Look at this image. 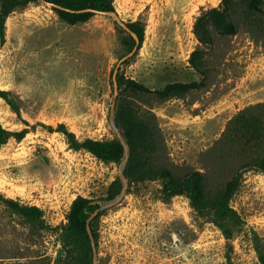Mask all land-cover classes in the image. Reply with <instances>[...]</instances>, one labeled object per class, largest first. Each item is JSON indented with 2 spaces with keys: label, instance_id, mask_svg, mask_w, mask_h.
Masks as SVG:
<instances>
[{
  "label": "rangeland",
  "instance_id": "1",
  "mask_svg": "<svg viewBox=\"0 0 264 264\" xmlns=\"http://www.w3.org/2000/svg\"><path fill=\"white\" fill-rule=\"evenodd\" d=\"M219 2L114 0L123 22L144 26L140 47L120 64L119 75L151 89L205 79L204 86L166 99L120 83L114 115L128 108L151 111L158 131L151 167H167L176 176L199 170L211 195L249 158L234 141H218L230 120L261 104L254 114L264 125V4L252 12L245 0H235L229 7L234 34L218 32L204 17L202 31L212 40L205 44L195 22ZM133 47L109 15L68 24L41 0L7 15L0 39V90L7 93L0 96V123L27 132L0 146V193L41 208L43 216L32 225L0 202V264H61L72 200L81 195L104 202L111 190L119 193V163L68 148L63 135L46 125L65 123L79 139L114 138L110 72ZM195 49H204L196 67L190 62ZM163 182L128 183L123 198L94 218L96 264H262L264 172L242 173L229 200L235 212L225 222L229 236L215 211L197 212L186 194L166 196Z\"/></svg>",
  "mask_w": 264,
  "mask_h": 264
},
{
  "label": "trees",
  "instance_id": "2",
  "mask_svg": "<svg viewBox=\"0 0 264 264\" xmlns=\"http://www.w3.org/2000/svg\"><path fill=\"white\" fill-rule=\"evenodd\" d=\"M37 0H0V39L4 35V23L10 11L25 6L28 2ZM52 3L53 10L58 16L68 24L85 22L96 11H115L114 0H44ZM235 0H220L219 5L209 8L203 15L199 16L195 22L194 32L198 39L205 44L211 43V36L207 31H202L201 20L206 17L215 29L222 34H234L235 24L229 15V7ZM247 8L252 12H261L264 0H245ZM131 32H134L137 39V48L140 47L144 26L142 22L135 20L125 22ZM133 45L136 44L134 37L128 32ZM130 52V51H129ZM204 52V49H195L190 56L191 64L196 67V59ZM128 53V52H127ZM125 55V54H124ZM123 56V55H122ZM128 61V60H127ZM126 61V62H127ZM112 72L110 75L112 77ZM117 84L125 83L126 88L141 93H153L161 99L180 96L189 90L197 89L205 85L204 76L200 81H172L163 87L151 89L146 85L134 80L125 79L117 73ZM6 91L0 90V96L6 97ZM255 107L251 106L239 111L228 123L219 142L234 141L244 153L249 154V158L244 160L239 168L234 172L225 185L213 195L209 194L204 176L199 170H192L184 176H176L167 167L154 168L150 165V155L155 151L157 145L158 131L154 122V115L151 111L140 112L137 109H121L115 115L118 127L123 128V136L129 146L128 160L124 169V174L128 183L134 180L163 179L162 191L168 197L186 194L190 200L191 207L199 213L215 211L217 213L216 223L223 228L229 236L226 221L235 219V212L229 207V200L239 186L242 173L248 170L264 172V151L254 155L264 147V125L262 119L254 114ZM49 131H56L63 135L68 148L89 152L95 158L103 162L119 163L123 155V146L115 136L110 140H99L90 137L79 139L75 133L66 126L65 123H58L56 127L46 125ZM27 132V128L20 130H9L0 123V146L10 137L21 140ZM115 182L112 184L114 186ZM117 186L116 191L119 189ZM121 188V187H120ZM111 190L109 198L115 197L116 193ZM95 199H90L77 195L70 203L66 214L67 222L63 225L62 244L64 255L61 264H92V246L86 231V219L99 204L92 203ZM0 202L10 212L23 216L32 225L42 222L43 211L35 205L22 203L19 200L5 197L0 193ZM100 210L95 217L102 214ZM94 217V218H95ZM90 221V228L96 242L97 233L94 229L93 220ZM259 258L264 264V254L259 253Z\"/></svg>",
  "mask_w": 264,
  "mask_h": 264
},
{
  "label": "water",
  "instance_id": "3",
  "mask_svg": "<svg viewBox=\"0 0 264 264\" xmlns=\"http://www.w3.org/2000/svg\"><path fill=\"white\" fill-rule=\"evenodd\" d=\"M42 2L46 3V4H49L51 6H53L52 3H49V2H46L44 0H41ZM95 13L97 14H104V15H109L111 17H113L117 23L123 27V29H125L127 32H129L135 39L136 41V44L134 45L133 49L123 55L116 63L114 69H113V72H112V83H113V97H112V101H111V105H110V111H109V115H108V121H109V124L112 128V130L114 131L115 133V136L117 137V139L120 141V143L122 144L123 146V155H122V158L118 164V167H117V176L118 178L120 179L121 181V189L119 191V193L111 198V199H108L106 201H100V200H94L92 201V203H97L99 204L98 208H96L92 213H90V215L88 216V218L86 219V231L88 233V236H89V239H90V242H91V246H92V264H96V257H97V253H96V245H95V240H94V236L92 234V231H91V228H90V221L95 217V215L100 211V210H103V209H107L113 205H115L116 203H118L124 196L125 192H126V189L128 187V179L127 177L125 176L124 174V168L126 166V163H127V160H128V153H129V146L121 132V130L119 129L117 123H116V120H115V115H114V111H115V107H116V99H117V96H118V84H117V79H116V76H117V73H118V70H119V66L120 64L126 60L127 58H129L134 52L135 50L137 49V43H138V39L135 35L134 32H131L129 30V28L127 27L126 23L123 22L119 16L117 15V13L115 11H96Z\"/></svg>",
  "mask_w": 264,
  "mask_h": 264
}]
</instances>
